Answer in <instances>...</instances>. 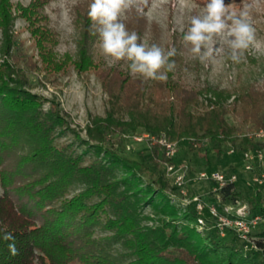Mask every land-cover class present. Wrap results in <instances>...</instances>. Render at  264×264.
<instances>
[{"label":"trees","instance_id":"trees-1","mask_svg":"<svg viewBox=\"0 0 264 264\" xmlns=\"http://www.w3.org/2000/svg\"><path fill=\"white\" fill-rule=\"evenodd\" d=\"M91 2L76 10L79 58L73 62L81 72L95 68L109 105L104 116L91 118L86 139L57 102L45 109L46 99L27 88L31 73L21 67L39 69L14 31L17 17L26 21L47 76L71 60L55 53L59 39L46 12L49 0H0V58H8L0 63V264H264V242L254 252L232 229L222 236L213 223L200 231L196 203L182 208L174 200L180 192L170 185L165 163L182 162L179 149L169 158L147 139L148 162L118 150L125 134L143 133L200 146L240 141L234 147L240 154L263 146L246 133L264 127V82L215 91L201 111L202 90L170 76L149 82L118 66L99 67L92 57L98 35L91 34ZM236 185L221 189V202L215 195L212 203H234ZM248 204L251 214L264 215L263 192L254 189ZM252 234L264 237V230Z\"/></svg>","mask_w":264,"mask_h":264},{"label":"rangeland","instance_id":"rangeland-1","mask_svg":"<svg viewBox=\"0 0 264 264\" xmlns=\"http://www.w3.org/2000/svg\"><path fill=\"white\" fill-rule=\"evenodd\" d=\"M30 1L12 0L15 5L18 3L27 5ZM87 1L49 0L46 6L50 26L58 32L59 41L54 49L58 56L57 58L70 57L71 59L67 63L66 69L52 77L47 76V71L43 68L39 50L35 45L26 21L21 17H17L14 24V31L23 43V50L33 56V60L39 68L32 71V68L21 62V67L28 74L31 73L27 88L46 99L45 109L50 107L52 101L57 102L69 119L71 127L80 131L81 136L86 139L88 138L87 126L91 124V118L104 116L105 110L109 105V94L103 87L95 68L81 72L73 62L79 58L77 41L80 34L79 25L76 23V10L78 7H84ZM246 3L253 5L249 21L255 30L256 40L254 46L244 53L239 63H234L229 59L231 49L227 44H223L219 40L215 41L213 45L216 48L213 53V59H209L206 63H201L199 59L193 58L188 47H185L183 34L190 26L192 16H203L205 5L207 4L203 0H146V3L141 0L140 7L142 11L137 12L133 9L125 13L122 16V22L125 23L130 32L135 31L140 36L141 40L139 42H143L146 47L156 44L164 49L165 53L170 48L176 49L177 54L170 58V60L175 61V69L172 72H168L167 76L188 88L202 90L198 107L199 110L204 111L210 106L209 99H215V91H233L247 84L261 86L264 82V0H231L225 4L228 12L238 14ZM1 38L2 32L0 30V40ZM98 40L99 38H97L92 47L94 62L102 68L118 66L130 73L128 63L125 61L109 66L101 54ZM6 59L8 58L2 56L0 63H3ZM233 99L234 95L228 102ZM253 131L246 134L250 136ZM127 135H124L125 137L118 147L120 153L129 158L148 162L150 147L147 139L136 141L133 137ZM238 136H242V133H238ZM237 142L235 143L233 140L222 143L204 141L202 146H200L201 143L199 141L196 143V141H190V139H183L177 144L182 158L181 161L187 162L191 167L190 176L192 178L201 171H236L239 176L236 185L239 191L238 199L240 202L245 203L248 210H250L251 206L248 204V196L254 192L250 183L251 174L245 171L243 167L242 154L229 153V150L238 145L240 141ZM195 145L197 146L195 147ZM262 145L260 148L264 149V144ZM167 176L170 178V185H173L172 177L168 174ZM144 182H151V179L145 175ZM212 188L213 185L210 182L196 181L189 184L186 199L181 194L172 196L182 208L191 205L190 199L195 195L202 197L206 203L212 204L215 199V193H212ZM145 211L151 213V208L146 207ZM199 216L203 220V223L199 222L198 229L200 231L205 226H211L209 224L216 223L207 210L199 213ZM257 231L261 232L263 230L257 229L254 232ZM261 240L264 242V237ZM249 250L258 252L254 248Z\"/></svg>","mask_w":264,"mask_h":264},{"label":"clouds","instance_id":"clouds-1","mask_svg":"<svg viewBox=\"0 0 264 264\" xmlns=\"http://www.w3.org/2000/svg\"><path fill=\"white\" fill-rule=\"evenodd\" d=\"M146 3V0H144ZM141 0H92L88 17L92 21L91 34L98 35L101 54L109 66L120 61L128 63L130 75L143 81L168 79L167 73L175 69L170 60L176 53L156 44L146 47L135 31H129L122 22V16L135 9L141 12ZM252 4H245L237 13L227 11L225 0H208L203 16H192L190 26L183 34V43L192 57L206 63L213 59L219 40L231 49L229 59L239 63L244 53L254 46L255 30L249 21Z\"/></svg>","mask_w":264,"mask_h":264},{"label":"built area","instance_id":"built-area-1","mask_svg":"<svg viewBox=\"0 0 264 264\" xmlns=\"http://www.w3.org/2000/svg\"><path fill=\"white\" fill-rule=\"evenodd\" d=\"M250 136L257 141L264 142V127L254 130ZM134 140L141 141L150 139L153 142H158L165 148V155L173 158L178 150L177 142H170L166 139H157L154 136L143 133L133 136ZM229 153H235L234 147L229 150ZM243 167L245 171L250 172V183L253 189L263 192L264 194V149L256 147L246 150L242 153ZM166 173L173 179V184L179 189L180 194L186 199L188 196V186L191 182L205 181L213 185L212 192L215 193L218 202H221L219 191L229 185L236 184L238 174L236 171L223 172L219 170L201 171L195 177L190 176V166L187 162L165 163ZM190 202L196 203V209L199 213L207 210L208 214L215 219L217 226L220 229L222 236L225 235V230L232 229L236 232L239 239L245 243L246 249L263 250L258 245V241L262 236H255L252 233L255 230H264V215L251 214L245 203L235 199L234 203L210 204L206 203L202 197L195 195L190 199ZM203 223V220L200 219ZM260 228V229H259Z\"/></svg>","mask_w":264,"mask_h":264}]
</instances>
